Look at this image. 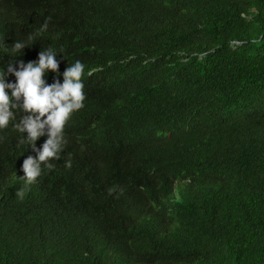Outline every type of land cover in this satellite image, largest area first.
Returning <instances> with one entry per match:
<instances>
[{"label": "trees", "instance_id": "1", "mask_svg": "<svg viewBox=\"0 0 264 264\" xmlns=\"http://www.w3.org/2000/svg\"><path fill=\"white\" fill-rule=\"evenodd\" d=\"M101 1L0 0V68L52 46L62 54L61 75L45 77L52 84L81 61L96 153L167 117H192L196 134L164 147L152 171L131 166L94 201L65 187L61 200L31 204V195L23 224L19 207L0 199V264H264V0L131 1L117 12ZM15 41L30 47L12 58ZM152 180L177 193L159 210L146 192ZM8 190L0 181V196ZM51 224L68 228L63 252L39 258L36 235Z\"/></svg>", "mask_w": 264, "mask_h": 264}, {"label": "clouds", "instance_id": "2", "mask_svg": "<svg viewBox=\"0 0 264 264\" xmlns=\"http://www.w3.org/2000/svg\"><path fill=\"white\" fill-rule=\"evenodd\" d=\"M67 1L84 5L90 0ZM131 1L150 8L154 0H123L120 5L114 0H102L101 5L108 11L117 12ZM50 2L59 6L66 0ZM47 29L46 19L35 35ZM33 38L29 36V40ZM29 47L24 41H15L10 48L6 47L15 55L7 56L21 57ZM61 55L49 46L40 51L37 61L24 63L13 59L6 68H0V156L7 151L9 157L15 155L14 160H7V166H0V181H5L9 187L0 199L5 198L19 207L18 217L23 224L21 213L31 195V204L41 197L61 200L59 188L65 187L71 193L94 201L111 194L113 185L131 166L152 171L164 147L172 143L184 145L196 134L197 125L192 117L179 120L167 117L157 125L143 126L145 136L134 134L131 139L122 140L121 133L116 134L103 153H96L86 139V132L92 125L83 126L84 112L91 103V90L83 83L85 65L76 60L62 73L63 83L59 79L52 84L46 82L49 72L61 75L58 59ZM9 75L15 77V82H9ZM236 133L239 140L241 136ZM146 192L152 207L157 210L165 207L164 199L169 192L177 197L173 182L168 191L163 183L152 180ZM102 232L91 233L89 245L98 244ZM67 233L66 226L54 224L39 232L36 235L39 258L63 252V237Z\"/></svg>", "mask_w": 264, "mask_h": 264}, {"label": "bare ground", "instance_id": "3", "mask_svg": "<svg viewBox=\"0 0 264 264\" xmlns=\"http://www.w3.org/2000/svg\"><path fill=\"white\" fill-rule=\"evenodd\" d=\"M5 163H1L0 166L4 165Z\"/></svg>", "mask_w": 264, "mask_h": 264}]
</instances>
